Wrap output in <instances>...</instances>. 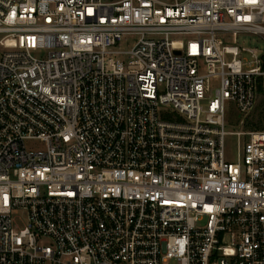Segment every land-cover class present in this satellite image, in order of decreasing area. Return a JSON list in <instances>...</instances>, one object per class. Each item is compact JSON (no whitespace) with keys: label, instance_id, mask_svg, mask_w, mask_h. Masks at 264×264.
<instances>
[{"label":"built area","instance_id":"built-area-1","mask_svg":"<svg viewBox=\"0 0 264 264\" xmlns=\"http://www.w3.org/2000/svg\"><path fill=\"white\" fill-rule=\"evenodd\" d=\"M0 264H264V0H0Z\"/></svg>","mask_w":264,"mask_h":264},{"label":"rangeland","instance_id":"rangeland-1","mask_svg":"<svg viewBox=\"0 0 264 264\" xmlns=\"http://www.w3.org/2000/svg\"><path fill=\"white\" fill-rule=\"evenodd\" d=\"M105 1H113V0H105ZM168 1V0H163ZM241 43L245 44V46L253 47L255 46L257 40L248 38H243L240 40ZM263 111L261 105H259L254 113V120L259 118V114ZM240 117L235 110V105L233 103H227V117H226V132L228 133H236L241 131L242 129L239 126ZM246 140L245 138L243 139ZM226 148H225V156L229 162L235 163L237 161L238 155V139L234 135H228L225 140ZM26 147L29 150H42L45 148V145L39 141H30L26 143Z\"/></svg>","mask_w":264,"mask_h":264},{"label":"trees","instance_id":"trees-1","mask_svg":"<svg viewBox=\"0 0 264 264\" xmlns=\"http://www.w3.org/2000/svg\"><path fill=\"white\" fill-rule=\"evenodd\" d=\"M259 118H260V119L263 118V112H261V113L259 114Z\"/></svg>","mask_w":264,"mask_h":264}]
</instances>
